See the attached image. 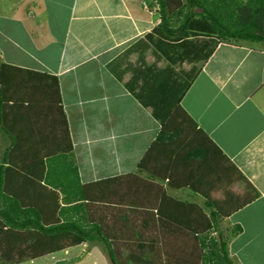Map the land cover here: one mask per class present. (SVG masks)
Segmentation results:
<instances>
[{"label": "crops", "instance_id": "0c3cea01", "mask_svg": "<svg viewBox=\"0 0 264 264\" xmlns=\"http://www.w3.org/2000/svg\"><path fill=\"white\" fill-rule=\"evenodd\" d=\"M158 23L155 0H0V111L7 125L0 144L4 151L28 144L48 149L68 135L80 183H97L88 210L96 205L105 227L126 225L120 210L145 211L158 231L169 226L175 198L199 205L205 195L212 205H229L222 211L225 226L242 229L229 243L230 255L238 264H264V44L218 41L206 60L185 46L161 55L136 45L155 38ZM204 41L188 38L194 47ZM166 67L171 70L156 77ZM186 77L178 105L195 129L191 156L171 145L176 131L167 143L155 144L161 125L152 113L154 102L177 95ZM16 132L25 139L16 140ZM205 152L212 153L208 168L202 164ZM5 162L13 165L9 181H20L21 172L41 160L10 155ZM161 164L163 172L150 171ZM219 175L236 176L232 193L217 196ZM128 236L121 233L120 239L143 245L137 234ZM79 246L85 251L71 259H53L68 247L21 264H110L96 244Z\"/></svg>", "mask_w": 264, "mask_h": 264}, {"label": "trees", "instance_id": "16d2710c", "mask_svg": "<svg viewBox=\"0 0 264 264\" xmlns=\"http://www.w3.org/2000/svg\"><path fill=\"white\" fill-rule=\"evenodd\" d=\"M155 3L159 18L153 32L155 38L150 36L145 42H138L136 45L146 44L161 55L163 52L173 53L176 48L185 46L186 49L191 48L194 57L206 60L218 41L264 44V0H155ZM190 36L205 37L206 41L201 46L194 47L188 44ZM170 70L166 67L156 71L155 75L160 77ZM186 87L188 81L181 85L177 95L175 94L177 104ZM155 102L154 106L152 105V113L161 125V131L155 139L157 145L167 143L170 134L165 131L169 125L166 122L167 117L159 111L163 101ZM143 103L147 104L146 101ZM178 108L185 115L179 105ZM2 121L0 111V133L5 134ZM64 137L62 142L60 138L58 151L46 157L37 155L41 163L30 165L24 173L21 172L24 180L19 181L12 177L9 181L7 175L13 165H6L5 159L10 156L11 150L8 149L2 155L0 264H21L84 243L99 245L110 264H153L144 256L146 250L143 245L139 246L140 258L130 254L125 260H119L115 249L116 236L119 233L113 229L111 231L96 220L87 207L88 203L94 200L90 197V189L97 183H80L72 146H67L68 135ZM195 154L196 157L199 156L197 152ZM219 155L221 157L220 153ZM14 171L17 172L18 169ZM34 176L38 177L37 181L30 179ZM174 203L180 205L179 202ZM193 208L190 217L198 218L193 223V234L196 240H199V248L203 251L200 264H238L230 255L228 246L241 234V227H232L229 236L224 238L218 230L225 218L214 205L205 203L203 206L193 205ZM143 225L146 226L145 222ZM212 232H216L218 238L211 237ZM135 234L140 235L133 230L126 231L124 235L129 237L128 235ZM14 254L19 257H14ZM77 260L78 258L72 259L70 263Z\"/></svg>", "mask_w": 264, "mask_h": 264}, {"label": "rangeland", "instance_id": "374dc122", "mask_svg": "<svg viewBox=\"0 0 264 264\" xmlns=\"http://www.w3.org/2000/svg\"><path fill=\"white\" fill-rule=\"evenodd\" d=\"M194 41L196 42L197 39ZM186 80L188 81L189 77L184 78L183 83L187 82ZM33 88L37 89L36 91H39L37 86ZM34 92L35 91L31 92V95ZM6 99L8 100L11 99V96H7L5 100ZM20 100L21 99H18V101ZM11 102L13 103V101ZM28 104H30L29 101H28ZM10 106L11 105L9 104V102L6 101V104L4 105V107L8 109ZM159 111L161 114L167 117L166 122L169 125L166 126L165 131L167 133H171L172 131L177 132V136L175 137L176 140H174L171 145L175 146V149L177 146L179 150L183 153V155L184 154L187 155V153L190 154L192 151H194L195 150L194 148L197 147L194 141L195 129L191 121L185 115H183L181 111L179 110L178 104L176 101V95L174 93L169 96V100H164L163 102H161ZM3 120H4V117H3ZM2 124H4V126L7 127V125L5 124V120L4 122L2 121ZM12 136L16 137V140L25 139V135L23 136L22 134H19L17 132L12 133ZM62 140H63V137L61 138V142ZM64 140L66 141V139ZM21 144L22 143H20L19 145ZM183 145L185 147L180 148ZM59 149H60L59 144H53L51 145V148H48V149L37 148L34 145L32 146L28 144L25 148H22V149L11 148L10 149L11 151L9 152V154L12 156V159L14 158L18 159V158H21V156H25L27 160L40 159L37 155H39L40 157L50 156V155H53ZM160 149L161 150H158V152L160 151L161 153L164 154V151L162 150V148ZM168 150L169 149H166L165 151H168ZM7 151L8 150L4 151V147H2V145L0 144V160L2 158V155L5 154ZM205 156L206 158L204 157L205 160L203 161L202 164H203V167H205V165L207 164L206 168H208L210 166V159L212 158V153L208 155V152H205ZM195 163H197V165L199 166L198 161H196ZM164 167L165 166L161 164V165H158V167H156L155 169H151L150 171H154L157 173L163 172L165 170ZM145 169H146V166H145ZM199 171L201 174L202 173L201 170ZM145 172L150 173L148 170H145ZM200 174L198 173V176H200ZM235 177L232 176L230 179V177H227V175H219L218 182H219L220 187L218 188L219 190L218 193H216L218 194L217 196H220V195L226 196L227 193H232ZM198 180H201L200 177L198 178ZM204 181L205 180H203V182ZM133 183L135 187L138 184V182L137 183L133 182ZM205 183H204L205 186H210L211 184V183L210 184H205ZM122 185L123 186L125 185L126 187H128L127 182L125 181L121 182V186ZM129 187L132 190L135 189V187L131 185H129ZM175 199L176 200L172 199L173 202L174 201L179 202L180 205L175 204V203L171 205V212L167 214L169 218V223H168L169 226H166L164 224V226H161L162 229L158 227L159 229L158 231L157 230L152 231V229L150 228L151 226L148 224V220L150 221L151 215L150 214L148 215V213H146L145 211H140L139 213L127 215L126 211L120 210L121 212L124 213L125 216H127L128 222L125 223L126 225L121 226L120 224L115 223L114 225H111V227H109L110 224L108 222L105 223L107 227L112 228L114 232L119 233V235L116 236L117 242L115 246V249L119 256L118 257L119 260L120 259L125 260L126 257H129V253L131 254L134 253V257H136L137 253L140 252L139 246L137 247L136 245L133 244V242H125L122 239H120L121 233L125 234L126 231L133 230L134 232H137L140 234L139 236L141 238L139 239V241L143 243V246L145 247L146 252L148 251L151 254V256L147 257V259L151 260L153 264H200V259H201V255L203 251L201 250V248H199V240H196L193 234L194 231L192 229L194 221L198 218L190 217V214L194 210L193 205L195 204H193L192 201L189 199H185V198H175ZM199 200L200 199L196 200L197 203L199 204L198 206H203L205 203H211L210 199H208V197H206L205 195L203 197V201L201 200V203H199ZM106 201L108 203H112L113 199L107 198ZM183 202H188V204L183 203ZM93 204L94 203H92V205ZM92 205H90V209L92 211V214L95 216V219L97 220L99 219L97 206L96 205L92 206ZM213 205L221 213V215L225 218L227 214H225V212H222V211H226L229 208V205L223 206L221 208L218 207L215 203ZM103 212L107 213L108 211H103ZM110 214H114L116 217L120 215V213L118 212L114 213L113 210L110 212ZM205 214L207 215V211H205ZM144 221L147 222V226L142 225ZM224 222L225 220H223L222 223L220 224L218 232H220V235H222L224 238H227L229 236L230 229L232 228H227ZM210 235L211 237L218 238V234L216 232H212L210 233ZM132 238H134V235H132ZM150 241H158V243L154 244V243H151ZM122 242L126 244L124 245ZM97 246L99 247V245ZM99 250L102 252L101 248ZM122 250H125V251H122ZM84 251L85 249L82 248V246L70 248V250H68L67 252H61V253H57L53 255V259L54 258L71 259V258L80 256L81 254H83ZM96 253L97 252L95 251L94 254ZM13 256L19 257V255L17 256L16 254H14ZM140 257L141 256H139V258ZM93 261L94 260L92 259L90 263L92 264ZM43 263L44 262H38L37 264H43ZM129 264H133V262H129Z\"/></svg>", "mask_w": 264, "mask_h": 264}]
</instances>
